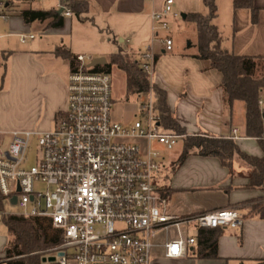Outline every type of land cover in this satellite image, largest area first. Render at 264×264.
Returning a JSON list of instances; mask_svg holds the SVG:
<instances>
[{
  "label": "built area",
  "instance_id": "2783aa9c",
  "mask_svg": "<svg viewBox=\"0 0 264 264\" xmlns=\"http://www.w3.org/2000/svg\"><path fill=\"white\" fill-rule=\"evenodd\" d=\"M15 0H0V21L12 17ZM173 0L151 12L153 37L141 54L140 67L151 79L154 41L171 50L169 18H179ZM63 16L69 7L59 1ZM158 32H164L159 36ZM20 42L32 33L17 34ZM67 76L66 106L50 130H12L6 148L0 137V193L3 202L16 197L24 216H45L63 230L58 264H149L153 251L165 257L187 256L198 228H239L244 217L235 208L173 215L156 184L163 167L157 145L170 150L183 134L164 128L155 109L152 88L138 93L137 117L128 124L111 116L113 97L109 72L94 71L93 57L77 54ZM5 53L0 52V74ZM151 81V80H150ZM264 111L263 99L258 100ZM264 126V118H263ZM237 130L227 136L238 139ZM36 158L26 163L30 140ZM38 185V186H37ZM6 213L0 210V215ZM192 228L194 230L192 231ZM162 233V239H158Z\"/></svg>",
  "mask_w": 264,
  "mask_h": 264
},
{
  "label": "crops",
  "instance_id": "0c3cea01",
  "mask_svg": "<svg viewBox=\"0 0 264 264\" xmlns=\"http://www.w3.org/2000/svg\"><path fill=\"white\" fill-rule=\"evenodd\" d=\"M59 1L50 0L46 8L31 9H57ZM84 1L87 10L81 18L71 13L63 16L62 27H45V33L54 34L57 40L24 48L0 46V52L5 53V65L0 74V133L46 131L53 127L55 116L66 106L70 70L69 60L54 53L56 47L75 55L82 54L83 44L91 47L93 36L105 30L113 34L114 52L136 54V49L145 47L152 39L151 12L160 11L165 0ZM215 2L214 23L222 36L221 46L235 54L263 57L264 0H253L258 9L255 22L251 21L248 8H234L232 0ZM172 8L180 14L179 18H169L172 49L165 50L160 42L154 45L158 58L151 82L166 92L167 106L187 135L230 136L236 129L239 138L235 141L239 148L250 155L261 156L257 140L245 136V103L234 100L227 107L221 72L211 68L208 59L193 57V48L188 47L189 41L194 43V32L181 14L205 13L206 7L201 0H173ZM15 16L20 18L23 26L30 24L12 10L11 19ZM46 22L41 23L46 25ZM5 23L0 21V27ZM94 23L99 32L91 29ZM13 24L16 23L12 22L11 26ZM163 34L158 32L159 36ZM9 35L4 26L0 28V37ZM73 35H78L79 40L74 41ZM97 51L95 57L104 56L107 61L108 56L102 50ZM138 53L141 57L143 52ZM262 95L264 90L261 92L264 104ZM6 96L13 97L21 108L20 118L14 126H8L5 120L3 101ZM180 152L174 159L162 156L163 167L157 173V177H161L157 186L168 199L169 213L179 216L235 208L243 215L244 222L239 228L218 229L216 258L194 256V246L187 256L169 258L159 248L153 251L149 264H264V218L250 210L251 205L264 201V185L249 187L248 178L243 176L245 167L238 161L233 163L231 170L214 156L189 154L177 163Z\"/></svg>",
  "mask_w": 264,
  "mask_h": 264
},
{
  "label": "trees",
  "instance_id": "16d2710c",
  "mask_svg": "<svg viewBox=\"0 0 264 264\" xmlns=\"http://www.w3.org/2000/svg\"><path fill=\"white\" fill-rule=\"evenodd\" d=\"M207 11L187 13L184 19L189 22L194 32V43L191 55L208 59L211 68L222 74L221 87L224 102L230 107L234 100L245 103V136L253 137L259 144L262 155L254 156L242 151L236 141L225 135L209 134L187 135L184 128L176 121L166 102V92L150 81L148 74L140 67V61L134 53L118 51L108 56L104 64L92 66L94 71L110 72L115 65L125 75L126 90L130 94L146 92L150 87L155 97V109L160 116L164 128L183 134V146L177 163H181L189 154L217 157L220 163L232 169L235 161L245 167L243 176L248 178L251 188L264 185V126L263 114L258 104L264 90V56L252 57L235 54L221 46L222 36L214 23L217 15L215 0H201ZM69 7L71 13L81 18L86 12L84 0H61ZM234 8H248L251 21L257 20L258 9L253 0H232ZM19 15L25 23L47 21L46 28H59L63 25V15L57 9H21ZM56 55L69 60L70 68L76 65L75 54L62 47L55 48ZM154 56V64L157 60ZM4 209L3 196L0 193V210ZM250 210L260 218H264V201L250 206ZM8 233L5 246L4 264H58L56 261L43 262L41 255L48 249L63 241V230L52 225L51 219L45 216H24L18 212L4 213L1 216ZM220 227L198 228L195 232L196 242L192 253L200 258L217 257V239Z\"/></svg>",
  "mask_w": 264,
  "mask_h": 264
},
{
  "label": "rangeland",
  "instance_id": "374dc122",
  "mask_svg": "<svg viewBox=\"0 0 264 264\" xmlns=\"http://www.w3.org/2000/svg\"><path fill=\"white\" fill-rule=\"evenodd\" d=\"M50 0H15L13 3V12L18 13L19 10L25 8H46L49 6ZM10 17L5 24H1L5 28V32L10 33L9 36L0 37V46L6 44L9 47L13 48H24L29 46L37 45L39 42H50L52 40H57L54 34H47L45 33V25L40 21H35L30 23L28 26H23L22 21L18 16H15L13 19ZM16 23L11 26L12 22ZM95 24V23H94ZM0 27V28H1ZM93 31L99 32L97 25L95 24L92 28ZM19 33H33L34 39H28L27 41L20 42L18 39L17 34ZM83 36V34H80ZM58 37V36H57ZM59 38V37H58ZM74 41H78V35H73ZM113 34L109 31L102 30L99 35L93 36V43H91V47H88L87 44H83L82 54L86 57L97 56V50H102L105 56H109L111 53L114 52L116 49L114 43L112 42ZM82 44V43H81ZM151 44V40L147 43L145 47H140L136 49L138 52H144L148 45ZM154 45L158 44V41L153 42ZM90 45V43H89ZM85 46V47H84ZM135 52L136 58L141 61L140 54ZM108 61V57H107ZM110 78H111V87H112V97H113V104H112V111L111 116L114 120H117L123 124L131 123L137 117V105H136V98L137 94H130L126 90V80L124 73L119 70L115 65L111 67ZM264 98V95H262ZM3 110L5 120L8 126H14L18 123V119L20 118V105L13 97L6 96L3 101ZM0 137H2L1 147L6 148L8 142L10 140V135L7 133H0ZM184 137V136H183ZM161 155L168 159H174L176 155L181 151L183 146L182 139H179L176 145L167 150L160 145H157ZM36 158V140L32 138L28 145V149L26 152V163L31 165L35 162ZM156 184L161 183L160 176H156ZM38 186V185H37ZM6 213H13L18 212L20 209L17 205L5 203L4 209ZM0 215V258L4 257L5 246L8 240V233L6 230V226L4 225L2 218ZM194 228H192V231ZM158 239H162V233H159ZM62 255L61 250H51L46 251L41 255V259L43 262H53L58 259ZM2 259H0L1 261ZM0 264H4L0 262Z\"/></svg>",
  "mask_w": 264,
  "mask_h": 264
},
{
  "label": "water",
  "instance_id": "95a60500",
  "mask_svg": "<svg viewBox=\"0 0 264 264\" xmlns=\"http://www.w3.org/2000/svg\"><path fill=\"white\" fill-rule=\"evenodd\" d=\"M58 12L61 13L62 10L61 9H58ZM181 16L184 18L185 17V14H181ZM106 58L104 56H99V57H94L89 63H88V66H95V65H98V64H104L106 63ZM263 117H264V114H263ZM16 202V197L13 196L11 198V203L12 204H15Z\"/></svg>",
  "mask_w": 264,
  "mask_h": 264
}]
</instances>
